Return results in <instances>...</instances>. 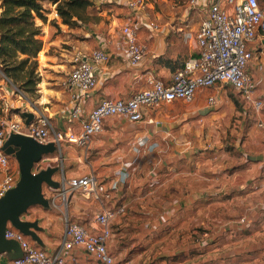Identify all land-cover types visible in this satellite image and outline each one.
Returning <instances> with one entry per match:
<instances>
[{
  "label": "crops",
  "instance_id": "1",
  "mask_svg": "<svg viewBox=\"0 0 264 264\" xmlns=\"http://www.w3.org/2000/svg\"><path fill=\"white\" fill-rule=\"evenodd\" d=\"M92 1L99 9L98 16H102L100 23L94 30L89 29L85 41L73 43L76 46L74 51L55 47L59 44L54 40L55 36L62 37L65 28L54 8L47 22H41L45 34L38 53L41 79L38 96L31 103L35 112L50 117L52 134L54 130L79 132L81 120L102 100L131 97L148 87L146 79L149 75L167 82L171 74L195 54L193 36L202 15L189 8L185 0H146L145 9L141 12L131 11L125 0ZM51 20L57 27L51 26ZM192 20H196L197 24H192ZM150 21L154 22V28L149 26ZM128 25L133 26L138 42L145 47L143 58L136 64L130 63L126 52L125 28ZM72 39H68V42H73ZM248 48L253 53L247 67L254 83L253 95L262 101V107L255 110L244 100L243 106L247 110L238 112V132L234 133L236 138L232 147L220 144L195 150L190 146V140L185 141V146L178 143L164 145L160 136L169 129L165 127L164 130L159 126L161 134L154 135L156 131L147 119H156L151 115L146 116L145 110L143 119L135 123L123 116L106 118L102 130L84 147L63 138L52 153L43 155L42 159L49 164L48 167H57V163H52L59 159V167L51 178L56 182L64 180L68 185L73 179L92 174L107 186L116 177L115 173L123 169L124 161L134 158L133 164L123 169L128 173L125 182L104 204L71 193L70 210L78 222L89 231H96L98 227L94 220L102 205L115 207L122 204L125 206L124 213L110 222L112 232L113 229L126 231L136 227L139 231L137 235L153 232L152 237L155 236L159 243L167 233L173 240L166 253L183 252L186 258L191 255L190 250L206 248L205 244L213 240L215 242L209 246L212 249L215 247V250L217 247L224 248L225 252L210 251L208 246L207 251L202 253L205 258L226 260L233 264H264V129L256 125L257 119L264 118V34H258L248 43ZM94 49L104 51L108 59L93 63L96 84L87 93L80 94L81 117L71 120L68 110L73 105V89L65 86L64 81L72 66V56L76 51L88 54ZM0 75L4 77L1 72ZM222 86L215 89L219 90ZM8 90H4L6 98L13 88L10 92ZM214 95L216 104L213 108L225 105L235 108L233 101L223 92L217 91V95ZM191 106L201 113L197 121L205 124L209 130L216 125L212 120H222V124L229 125L222 114L216 117L204 113L203 110L210 106L205 100L198 101L196 95ZM24 112L32 111L26 109ZM185 114L179 119L186 120ZM188 122L184 121L179 130L169 131L176 136L181 135L180 132H188L184 127ZM156 124L159 123L156 121ZM140 137L148 138L156 146L152 150H142L136 156L131 147ZM211 138L220 139L219 135ZM11 157L9 161L14 160ZM14 167L12 169L17 172V167ZM45 186L49 191L44 189ZM58 187L42 185L43 195L49 202L56 200L61 190ZM91 203L94 211L87 215L88 221L84 223L80 220L82 215L84 218V211L80 212V208L84 209ZM51 204L47 207L32 205L20 217L21 220L36 222V228H31L34 236L26 235V238L48 254L59 249L64 232V228L59 229L61 215ZM208 231L210 237L206 239L203 234L206 235ZM180 232L185 233V241L177 239ZM189 237L190 240L187 239ZM144 238L140 244L146 248L150 238ZM76 253L80 264L88 263L85 251L78 248ZM18 254L19 249L13 241H4L0 245L2 262L8 263ZM66 263L70 264L69 259Z\"/></svg>",
  "mask_w": 264,
  "mask_h": 264
},
{
  "label": "built area",
  "instance_id": "2",
  "mask_svg": "<svg viewBox=\"0 0 264 264\" xmlns=\"http://www.w3.org/2000/svg\"><path fill=\"white\" fill-rule=\"evenodd\" d=\"M146 0H125L126 6L134 12L145 9ZM189 8L201 13L199 26L193 36L195 54L188 57L181 67L177 68L169 81L149 75L148 87L138 91L129 98H107L93 107L86 118L81 120L80 131L66 132L50 131V117L35 112L32 121L26 125L22 120H12L0 115V198L13 188L19 179V170L12 169L10 155L3 150V143L11 133L29 136L41 144L58 143L65 138L67 142L86 146L92 137L103 128L106 118L123 116L129 122L135 123L143 119L144 111H154L164 104L178 101L190 102L200 89L229 85L250 103L255 110L262 107V101L254 97V83L247 67L253 57L248 48L258 34H264V0H185ZM154 28V22H149ZM126 52L130 63H138L144 56L145 47L138 42L132 25L125 28ZM108 55L101 49H94L88 54L76 51L72 57V66L64 81V85L73 89L71 92L72 107L68 110L71 120L81 117L79 105L80 94L94 88L96 77L93 63L106 61ZM15 93L22 95L18 89ZM206 104L213 107L216 104L214 94H207ZM65 109L63 110V112ZM153 122L152 118L147 119ZM256 125L264 129V118L256 120ZM156 143L146 137H140L132 144L131 150L137 156L142 150H152ZM134 158L124 161L123 169L129 168ZM49 164L40 159L35 162L32 172L46 169ZM119 170L106 186L95 175H85L70 181L73 188H81L88 196L104 204L112 198L114 191L128 177L125 170ZM64 187V186H63ZM64 190V189H63ZM125 206L115 207L102 205L96 213V231H89L78 221L66 217L61 246L53 254L37 248L27 240L26 235L7 223L4 237L15 240L21 249V255L0 264H80L76 249L80 248L88 255L87 264H116L113 254L108 250L107 241L111 236L109 223L117 215L123 214ZM243 220V219H242Z\"/></svg>",
  "mask_w": 264,
  "mask_h": 264
},
{
  "label": "rangeland",
  "instance_id": "3",
  "mask_svg": "<svg viewBox=\"0 0 264 264\" xmlns=\"http://www.w3.org/2000/svg\"><path fill=\"white\" fill-rule=\"evenodd\" d=\"M45 6L50 10V12L55 7V5L52 4L51 2H46ZM49 13L47 14V18L49 16ZM101 17L102 16L91 15L89 16L87 21L82 22L79 25L73 26V27H70L62 23L65 30L62 33V37H58L59 35L55 36L54 40L58 41L59 43L58 45H55V47L60 48V49L65 48L66 50L70 48L69 49L70 51H74V48L76 46H74L73 43L85 41L86 35L89 34V29L90 28L93 29L96 25H98L100 23ZM37 22L38 24H40V27H41L40 38L42 39V41H44L45 39V34L43 32L44 26L42 25L40 20H37ZM191 22L194 25L197 24L196 20H192ZM71 37H75L77 40H74V38L72 39ZM58 38H60V40H58ZM68 39H72L74 41L73 42L71 41L69 43L68 41L70 40ZM50 52H55V51H50ZM37 63H38V57H37ZM37 72H38L39 78L41 79L40 69L38 68V66H37ZM37 87H38V84H37ZM6 88L9 89L8 92L11 91L10 90L11 88H13V91H14V88L18 89L9 80H7L5 77H2L0 75V115H5L12 120H23V117H21V113L24 112L26 109L28 111L35 112L33 110V105L31 102H34V100H36L38 96V92H35L33 94H27L24 91L18 89L19 92L22 94L21 95L22 97H19L20 95H18L15 92H10V94L8 93L9 94L8 98H6L5 97L6 91L4 92ZM217 91H219L220 93L223 92V94H225L229 99H231L234 103L235 108L231 109L226 105L222 108L206 107L203 110V112L206 114L217 115L216 117H220L218 115L222 114L224 115L226 119H228L229 125L222 124L223 123L222 120L220 121L212 120L213 124L215 123L216 125H214L213 127H210L211 130H209L205 126V124L197 121V118L201 116V113L198 110L192 108L191 106L192 101L188 103L175 102L172 104H164L161 108L157 110H154L152 112L147 111L145 113L146 116L151 115L155 117L156 119V120L154 119L155 121L150 123L152 127L154 128V130L156 131L154 135L161 134L162 130L160 129L159 126H161L164 130H166L165 127L173 131L176 129L179 130V128H181L182 126L181 124L187 120L189 122L185 123L184 127L185 129L188 130V132H185V133L180 132L179 134L181 135L176 136L168 130L166 132H163V134L160 136V141L164 145L173 146V145H176V143H178V145L180 146L181 145L185 146L186 145L185 141L190 140V146H193L195 150L198 148H203L204 146H218L220 144L228 148L232 147V143L234 142V139L236 138V134L234 133L238 132V128H237L238 123H239L238 122V119H239L238 112L247 110V108L243 106L244 99L242 98V96L239 93H237L235 90H233L229 85H223L221 88H219V90H216L214 87L204 88V90L200 89L197 91L196 99L198 101L205 100L204 98L207 93L209 94L214 93L217 95ZM16 100H19V101L16 102ZM183 113H186L184 115L186 117V120L184 121L179 119L181 118V115ZM156 121L159 124H156ZM217 122L220 123L219 126H217ZM216 135H219L220 137L219 140L215 138H211L214 136L216 137ZM56 157L59 158L57 156V153H56ZM11 158L13 159L14 157H11ZM14 160L10 161L11 167L15 166L14 168L17 167L16 169H18V163L16 160L14 162ZM56 163H57V167H59V159H57L52 164H56ZM58 182H59L58 188L59 189L61 188V190L58 192L59 194L56 195L57 197L54 202L52 199L50 200V204L54 203V204H51L52 207H54V209L58 211L59 215H61V220L59 221L60 222L59 229L61 230L65 226L66 217L70 220H77L76 215L73 214L70 210L69 199H70L71 193L76 194L78 197L79 196L84 197L89 200L92 199V197L88 196L81 188L70 187L67 183H65L64 180H62V182L61 180ZM44 189L49 191V189L46 188V186L44 187ZM81 211H84L83 212L84 218H82L83 217L82 215L80 220L85 223L88 221L87 215H91L92 211H94L92 203L86 205L84 209L80 208V212ZM138 232L139 231L136 227L128 228L126 231H121L119 229H113V232L111 231V236L107 241V247L110 248V251L114 256V260L116 264H233L232 262H229L226 260L220 261L218 259L217 261H212L208 258H205V255H202V253L204 254V252L207 251V247L209 245H213V243L215 242L213 240L207 242L205 244L206 248H203V249L201 248L202 250L198 248H193V250H190L191 255L189 254L190 256L186 258V255L183 252L176 253V254L166 253L167 251L170 250V245L172 244V240H173V237L168 236L167 233H166L165 238H163L162 241L159 243V240L154 239L155 236L154 238L152 237L153 232L152 233H142L143 235L139 233L137 235ZM149 234H151V236ZM200 234H202V232ZM205 234L206 235L203 234L204 238L207 239V237L208 238L210 237L209 231L208 233L206 232ZM143 236H145L144 238L145 240L150 238V240H148L147 242L149 246H147L146 248H144V245L140 244ZM177 237H178L177 239L180 240V242L185 241L186 239L185 233H181V232L178 233ZM187 239L190 240V237ZM209 247L211 248V249L209 248L210 251L215 250V247H213L214 250L212 249V246H209ZM162 248H164L163 252H162ZM215 251L225 252L224 248L218 249V247ZM203 259L204 260L206 259V260L204 261Z\"/></svg>",
  "mask_w": 264,
  "mask_h": 264
},
{
  "label": "trees",
  "instance_id": "4",
  "mask_svg": "<svg viewBox=\"0 0 264 264\" xmlns=\"http://www.w3.org/2000/svg\"><path fill=\"white\" fill-rule=\"evenodd\" d=\"M46 2L55 5L61 23L70 27L99 11L92 0H0V72L27 94L37 92L40 81L37 57L43 41L37 20L46 22ZM50 24L57 27L54 20ZM21 117L25 119L24 112Z\"/></svg>",
  "mask_w": 264,
  "mask_h": 264
},
{
  "label": "water",
  "instance_id": "5",
  "mask_svg": "<svg viewBox=\"0 0 264 264\" xmlns=\"http://www.w3.org/2000/svg\"><path fill=\"white\" fill-rule=\"evenodd\" d=\"M24 123L28 125L33 117V112H24ZM57 145L53 142L41 144L33 138L20 134L11 133L3 143V150L6 154L15 158L18 163L19 179L16 185L8 190L0 198V245L4 241H13L21 255L19 244L15 240L4 237L7 223L18 229L24 235L34 236L31 228H36V222L21 220L28 207L38 204L44 207L49 205V199L45 198L42 192V185L58 187L59 182L52 180L51 176L57 167H47L37 173L32 172L33 164L39 161L43 155L52 153ZM250 158H261L260 156H249Z\"/></svg>",
  "mask_w": 264,
  "mask_h": 264
}]
</instances>
